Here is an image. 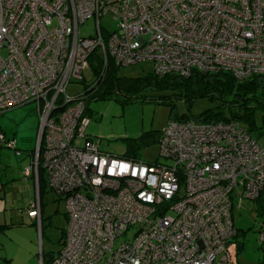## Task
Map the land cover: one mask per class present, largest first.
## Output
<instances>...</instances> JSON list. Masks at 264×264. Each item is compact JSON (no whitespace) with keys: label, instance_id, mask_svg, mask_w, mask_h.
Returning <instances> with one entry per match:
<instances>
[{"label":"built area","instance_id":"built-area-1","mask_svg":"<svg viewBox=\"0 0 264 264\" xmlns=\"http://www.w3.org/2000/svg\"><path fill=\"white\" fill-rule=\"evenodd\" d=\"M108 15L119 22L112 34L100 25ZM91 18L95 34L82 36ZM93 53L104 66L149 61L159 76H264V0H0V114L37 104L24 176L40 181L41 169L67 210L50 264H239L231 211L264 200V148L237 123L171 119L159 141L168 164L103 152L86 92L67 90ZM2 147L22 155L0 132ZM28 212L40 221L39 195Z\"/></svg>","mask_w":264,"mask_h":264},{"label":"rangeland","instance_id":"rangeland-1","mask_svg":"<svg viewBox=\"0 0 264 264\" xmlns=\"http://www.w3.org/2000/svg\"><path fill=\"white\" fill-rule=\"evenodd\" d=\"M100 25L106 34H112L119 28V22L110 15L102 17ZM95 26V19H89L79 28L80 34L85 37L94 35ZM91 61L94 63L93 60ZM152 72L153 65L149 61H145L122 67L118 69L117 74L121 78H140ZM94 77L91 68L84 71L83 81H72L68 86V93L70 95L82 94L84 89L92 84ZM158 100V94L147 92H141L127 103L114 99H96L92 97V93H89L87 115L91 123L88 127V133L99 142L103 152L117 157H124L127 153L136 150V143L143 136H149L152 138V142H148L136 150L137 158L146 163L168 164L169 161L160 156L159 141L171 120V106ZM172 105L176 106V113H182L183 106L180 102H175ZM212 107H214L213 103L200 100L193 104L192 113L197 115ZM38 125L39 113L36 103L26 104L0 114V131L7 139L14 140L16 149L22 153L21 156H16L13 150L2 147L0 149V163L4 166V170L9 173H17L24 160L29 159L36 147ZM255 125L257 128L262 127L260 112L255 114ZM259 132L261 133L254 134V138L264 148V129H260ZM12 177L18 179V176ZM41 186L43 190L44 216L42 228L44 241L42 243L43 239L41 238L40 245L44 247L45 253L51 252L55 255L64 244L68 228L66 205L63 198L48 189L45 176L41 178ZM12 188L13 193H15L14 190L22 192L24 189L21 185H14ZM15 199L16 195L12 194L9 200L13 203ZM20 200H24V198L21 197ZM231 215L233 225L238 233L232 240L237 249L238 263L264 264L263 201L245 200L241 207L236 202ZM136 230H130L118 239V243L130 241Z\"/></svg>","mask_w":264,"mask_h":264},{"label":"trees","instance_id":"trees-1","mask_svg":"<svg viewBox=\"0 0 264 264\" xmlns=\"http://www.w3.org/2000/svg\"><path fill=\"white\" fill-rule=\"evenodd\" d=\"M91 60L94 63H91ZM89 64L96 76V84L93 88L88 86L84 89L87 95L86 102L89 93H92V97L96 99H114L123 103L131 101L141 92L156 93L159 95V102L171 106L172 120L201 124L233 122L253 137L254 134L262 132H259L260 129H264V76L262 75L238 80L227 71L203 72L193 69L187 76L175 73L159 76L152 72L140 78H121L117 74L120 67L116 66L112 60L104 66L97 53L90 56ZM200 100L209 101L214 104V107L195 115L192 113V106ZM175 102L182 104V113H176V106L172 105ZM256 112H260L262 116L261 128L255 125ZM148 142H152V138L143 136L136 143V150ZM136 150L127 153L124 157L139 160ZM39 176L41 180V169ZM257 200L264 203L262 199L255 201ZM49 257L50 260L45 264L51 262L54 256Z\"/></svg>","mask_w":264,"mask_h":264},{"label":"crops","instance_id":"crops-1","mask_svg":"<svg viewBox=\"0 0 264 264\" xmlns=\"http://www.w3.org/2000/svg\"><path fill=\"white\" fill-rule=\"evenodd\" d=\"M30 165L31 155L24 160L17 173H9L0 163V264H45L50 260V255L54 256L51 252L45 253L44 247L40 245L41 238L42 243L44 241L43 190L41 180H37L34 173L25 178L24 169ZM12 176H18V179ZM14 185H21L23 193L15 190L13 193ZM12 194L16 195L13 203L9 200ZM38 195L41 204L40 221L32 218L28 212ZM21 197L24 200H20Z\"/></svg>","mask_w":264,"mask_h":264}]
</instances>
